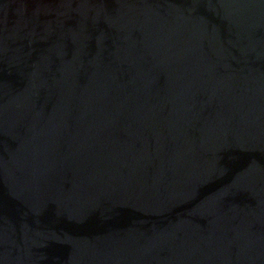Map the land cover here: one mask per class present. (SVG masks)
I'll return each mask as SVG.
<instances>
[{
  "label": "water",
  "instance_id": "95a60500",
  "mask_svg": "<svg viewBox=\"0 0 264 264\" xmlns=\"http://www.w3.org/2000/svg\"><path fill=\"white\" fill-rule=\"evenodd\" d=\"M0 264H264V0H0Z\"/></svg>",
  "mask_w": 264,
  "mask_h": 264
}]
</instances>
